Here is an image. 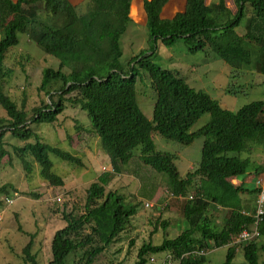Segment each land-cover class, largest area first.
Wrapping results in <instances>:
<instances>
[{"label":"trees","instance_id":"trees-1","mask_svg":"<svg viewBox=\"0 0 264 264\" xmlns=\"http://www.w3.org/2000/svg\"><path fill=\"white\" fill-rule=\"evenodd\" d=\"M169 1L142 0L149 46L124 68L120 63V38L131 22L132 0H89L81 14L67 0H0V107L6 115L0 119V164L9 157L4 142L9 134L25 142L22 147L12 148L23 170L31 173L25 159L28 155L39 165L42 180L51 187H62L63 180L52 171L49 156L77 167L82 166L81 161L43 143L30 126L54 124L68 103L86 113L87 132L99 139L112 169L86 189L83 213H63L65 225L51 239L48 264H93L126 229L138 204L125 203L116 192H106V187L134 158L135 150L144 166L166 176L169 194L184 200V228L159 245L143 243L134 264H146L147 256L165 253L177 259V264H206L205 256L191 253L226 247L255 224L257 190L248 189L244 181L264 171L240 155L249 153L251 144L264 149V101L249 103L234 113L227 111L204 92L188 86L177 71L161 68L154 55L158 43L173 46L180 41L190 54H214L235 71L264 75V0H233L234 13L225 0H215L210 6L204 0H185L182 12L163 19L161 12ZM39 4L61 24L42 23L37 15ZM240 26L244 33L238 36L235 30ZM19 34L27 35L58 61L57 69L42 70L39 90L48 97V103L33 109L30 116L24 104L18 108L3 91L11 74L4 67L5 56L18 45ZM141 72L147 75L156 94L151 120L136 100L135 84ZM205 114L209 121L190 133ZM154 134L184 146L203 138L198 166L181 178L174 165L176 157L155 151ZM235 180L237 183L232 184ZM8 187H0V194H7ZM244 195L248 200L243 199ZM216 209L228 214L221 226L211 218L210 211ZM157 226L165 230L168 224L159 222ZM256 232V238L247 244L228 246L223 264H231L238 249L245 264H264V246L259 244V239L264 240V214ZM28 236L23 260L25 264H37L31 253L33 235Z\"/></svg>","mask_w":264,"mask_h":264},{"label":"rangeland","instance_id":"rangeland-1","mask_svg":"<svg viewBox=\"0 0 264 264\" xmlns=\"http://www.w3.org/2000/svg\"><path fill=\"white\" fill-rule=\"evenodd\" d=\"M67 1L79 14L85 12L89 5V0ZM214 1L204 0L207 6ZM184 3L185 0H170L163 8L161 18L170 19L182 12ZM225 5L232 13L235 12L233 0H225ZM37 15L48 26L61 24V20L47 14L41 4ZM130 19L131 22L120 38V63L124 68L132 57L149 46L142 0H132ZM243 33L242 26L235 30L238 36ZM18 40V45L10 48L5 56L4 67L11 74L5 80L3 91L18 108L24 104V109L30 116L33 109L43 106L44 102L48 103V97L39 90L42 70L57 69L58 61L40 50L27 35L19 34ZM156 49V64L163 69L177 71L188 86L204 92L227 111L234 113L249 103L264 101V75L256 71H235L214 54H190L180 41L173 46L158 43ZM58 87L59 84L54 86L55 89ZM135 89L141 112L151 120L156 94L145 73L141 72L137 77ZM67 97L69 96L65 98ZM2 118H6V115L0 107V119ZM208 121L209 115H203L189 132L199 130ZM30 129L43 143L77 157L82 166L70 165L50 155L52 171L63 179L62 187H51L42 180L40 167L30 156L25 157L31 166V173L28 174L13 153V147H22L25 142H20L9 134L5 135V149L9 157H5L0 164V187H9L7 194H0V264H25L22 249L30 240L28 235H33L31 253L35 255L37 264H48L51 260V239L65 225L63 213H83L86 189L102 173L112 172L108 157L99 146V139L87 132L89 121L86 113L78 107L66 103L65 110L54 124H34ZM152 141L156 152L176 157L174 165L181 178L193 171L200 162L203 138L195 139L189 146L167 141L158 134L152 136ZM28 142L31 143L32 140ZM248 152L241 154L240 158L248 157L264 171V149L251 144ZM133 154L134 158L111 180L106 192H116L124 198L125 203L138 204L136 214L117 240L93 264H134L137 251L143 243L159 245L165 238L176 237L184 228V200L169 194L166 176L144 166L137 159L138 150ZM236 183L237 181L232 182ZM253 186L251 183L246 185L248 189ZM248 198L243 196L244 200ZM146 202L152 203V208H144L143 204ZM210 214L219 226L228 217L227 212L219 209L210 211ZM159 222L168 224L165 230L157 226ZM259 244L264 246V240L259 239ZM227 247L210 250L205 256L206 264H223ZM155 258L159 260L160 255ZM259 258L261 261L263 255L260 254ZM71 263L72 261L69 262ZM231 264H245L240 249L236 251Z\"/></svg>","mask_w":264,"mask_h":264},{"label":"built area","instance_id":"built-area-1","mask_svg":"<svg viewBox=\"0 0 264 264\" xmlns=\"http://www.w3.org/2000/svg\"><path fill=\"white\" fill-rule=\"evenodd\" d=\"M254 187L257 190L256 196H255V211H254V219L255 224L251 228V230L242 231L235 239H233L228 246H240L245 245L248 242L252 241L257 236L256 232V225L259 221L260 217L264 214V173L256 176L254 178ZM152 203L146 202L143 204V207L146 209L152 208ZM209 250L205 251H199V252H193L191 253L194 256H206ZM156 255H149L146 257V264H177L178 260L173 258L170 254H160L159 260L155 258Z\"/></svg>","mask_w":264,"mask_h":264},{"label":"crops","instance_id":"crops-1","mask_svg":"<svg viewBox=\"0 0 264 264\" xmlns=\"http://www.w3.org/2000/svg\"><path fill=\"white\" fill-rule=\"evenodd\" d=\"M108 161H109V160H108ZM185 175H186V174H185ZM254 178H255V177H254ZM254 178H253V179L250 178V180H249V179H246V180L244 181L245 185H247L248 183H251V184L254 185ZM62 180H63V179H62ZM235 181H236V180H235ZM253 188H254V186H253ZM253 188H252V189H253ZM247 197H248V196H247ZM212 250H213V249H212ZM209 251H210V250H209ZM209 251H208V252H209Z\"/></svg>","mask_w":264,"mask_h":264}]
</instances>
